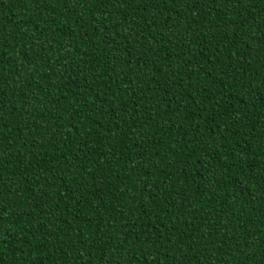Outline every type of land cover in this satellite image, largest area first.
<instances>
[{
    "label": "trees",
    "instance_id": "1",
    "mask_svg": "<svg viewBox=\"0 0 264 264\" xmlns=\"http://www.w3.org/2000/svg\"><path fill=\"white\" fill-rule=\"evenodd\" d=\"M0 264H264V0H0Z\"/></svg>",
    "mask_w": 264,
    "mask_h": 264
}]
</instances>
